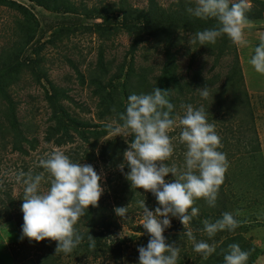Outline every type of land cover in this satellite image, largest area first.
<instances>
[{
  "label": "rangeland",
  "instance_id": "rangeland-1",
  "mask_svg": "<svg viewBox=\"0 0 264 264\" xmlns=\"http://www.w3.org/2000/svg\"><path fill=\"white\" fill-rule=\"evenodd\" d=\"M10 1L26 6L35 20L28 19L15 4L0 2V67L7 54L10 56L6 58L25 63L15 71L5 92L0 91V264H139L138 248L146 247L150 239L140 224L143 209L139 201L144 200L150 211L159 205L151 192L131 188L124 175L128 170H119L132 137H114L107 131L96 141L91 136L87 143L74 128L94 130L111 120L118 122V114L125 111L130 94L150 93L160 87L156 75L162 74L170 55L184 86L182 96L171 89L178 97L175 113L183 115L181 104H192L194 108L203 105L208 122L215 124L221 137L223 147L218 151L226 153L229 167L216 206L209 207L203 199L193 205L199 208V215L189 227L197 242L215 245L210 260L193 250V243L185 234L187 229L178 218L170 217L171 226L163 235L169 244L180 248L177 264H224L223 255L233 243L250 251L247 264H255L260 250L254 243L257 236L262 238L256 231L264 228V75L254 70L250 59L264 36V0H249L250 11L258 17L247 18L243 27L245 46L233 45L228 38L224 44L222 36L215 44H189L197 31L204 30L201 28L180 27L167 45L151 34L138 35L132 29L133 23H139L132 19L133 14L151 6L162 14L180 9L182 17L188 15L192 19L187 8L195 7V0H66L75 7L72 12L50 10L29 0ZM120 5L127 8L126 15L114 11ZM209 21L213 26L217 24L214 19ZM31 32V41L19 45ZM35 59L37 63H31ZM31 65H36L39 81ZM129 66L131 85L124 87L125 74H115L120 67L125 70ZM205 86L210 91L207 99L196 91ZM53 92L56 107L65 109L64 118L74 127L70 132L72 139L62 144L55 142L59 135L49 134L55 121L47 98ZM105 93H110V102H102ZM73 118L77 121H71ZM179 133L177 127L169 135L178 138ZM173 143V156L165 163L180 167L186 147L178 139ZM55 149L73 162L92 165L101 176L104 192L98 206L90 205L74 226L76 231H83L87 228L79 224L86 227L94 223L93 229H103L95 248L87 245V236L69 254H56V241L21 239L22 228L16 215L23 214L24 185L17 182L16 176L21 171L34 175L44 171L38 161ZM164 179L174 181L171 173ZM49 186L46 174L42 188ZM128 205L126 218L116 215V207ZM224 212L232 213L241 222L239 227L209 238L203 231V221L215 222ZM89 250L86 258H78L80 252L86 254Z\"/></svg>",
  "mask_w": 264,
  "mask_h": 264
},
{
  "label": "clouds",
  "instance_id": "clouds-1",
  "mask_svg": "<svg viewBox=\"0 0 264 264\" xmlns=\"http://www.w3.org/2000/svg\"><path fill=\"white\" fill-rule=\"evenodd\" d=\"M250 9L249 0H195V7L187 8L188 13L201 20L214 19L217 25L197 31L189 44H215L219 37L226 35L233 45L245 46L243 27ZM250 64L257 73L264 75V36L254 48ZM196 91L204 99L210 95L208 86ZM170 95L171 90L159 87H154L150 93L130 94L125 111L118 114L122 123L111 120L105 125L110 136L133 137L123 153L124 163L119 165V170L123 173L127 166L130 171L124 175L131 188L151 192L159 205L155 211H150L144 200L139 201L143 209L140 224L150 236L147 246L138 248L139 264H177L180 248L175 243L169 244L163 235L171 226L170 217L180 220L187 229L185 234L193 243V250L204 259L216 251L214 244L197 242L189 225L199 215V208L193 206L196 200L203 199L209 207L216 206L229 167L227 155L218 151L223 147L221 137L215 124L208 122L203 105L194 108L192 104H181L183 115H173ZM177 127L180 128L179 137L170 136ZM176 139L186 147L180 167L165 163L173 156ZM38 167L44 171L35 175L31 171H21L16 176L17 182L22 181L24 185L21 239L56 241V254H69L83 239L74 226L90 205L98 206L104 192L101 176L92 165L73 162L59 149L40 158ZM169 173L174 177L172 182L164 179ZM46 174L50 186L44 190L42 184ZM129 205L116 207V215L126 218ZM240 223L232 213L224 212L215 222L204 220L203 231L212 238L218 232L235 230ZM88 240L89 247L95 248L96 239L89 235ZM250 254L239 244H230L223 255L224 264H247Z\"/></svg>",
  "mask_w": 264,
  "mask_h": 264
},
{
  "label": "trees",
  "instance_id": "trees-1",
  "mask_svg": "<svg viewBox=\"0 0 264 264\" xmlns=\"http://www.w3.org/2000/svg\"><path fill=\"white\" fill-rule=\"evenodd\" d=\"M31 2L36 3L39 6H43L47 9L50 10H58V9H63L66 12H72L73 10H75V7L72 5V3L66 1V0H29ZM0 2L2 4H15V6L19 9H21L24 14L27 16L28 19L31 20H35V16L33 15V13L24 5H20L19 3H13L10 0H0ZM114 11L117 12H121L123 14L126 15V13L128 12L126 7H122L121 5L118 7V9H115ZM131 14V12H129ZM186 17H182L181 16V10L180 9H174L173 11H171L169 14H162L159 13L158 11H156L153 6H151L150 8H148L145 11H139L138 14H133L132 19H138L139 23H133V31H136V33H138V35H142L144 33L146 34H151L153 36H155L156 38H158L161 42H164L166 45L170 43V40L172 38V33H174L176 30H178L180 27H182L183 29H190V30H200L201 29H206V28H213L215 27L217 24H215L213 26V24L211 23V21L209 20H201L199 18L193 17L192 19H190L188 17V15H185ZM247 18H254V17H258L257 15H254L252 13V11L247 12L246 13ZM212 25H211V24ZM165 32V33H164ZM33 37V33L31 32L27 38H25L23 41L24 43L21 44L19 43V45H26L27 43H29L31 41ZM227 36L223 35L222 39L224 44L227 41ZM176 39V38H175ZM134 47H136V45H134ZM10 55L7 54L6 57H9ZM4 58V63L3 66L0 67V91L1 93L5 92L6 87L10 84V80L13 78V75L16 74L15 71H18V67L22 64H25L23 62H19L18 60L13 61L12 58ZM37 60H33L31 61V63L35 62V64ZM30 66V65H29ZM31 69L33 73H36V80L39 81L40 80V73L39 71H37L36 65H31ZM176 62L175 59L173 57V55H170L167 59V63L165 65V69L163 70L162 74H158L156 75V78H158V81L160 82V89L162 90H177V92H179L177 95H184L183 91V84L181 83V77H179L176 74ZM105 72V70H104ZM125 74V79L122 82V85L125 87L126 85H131L128 81V77L131 73V67H127L125 70H123V68L120 67L119 73H116L115 76L119 77V74ZM105 85L102 86L103 91L105 90ZM102 89H98V90H102ZM100 93V91H99ZM55 95V92H53V94L51 93L47 100L50 103V105L52 106V120L55 121L54 124L50 127V136H53L55 134L59 135L56 139L55 142L57 144H62L63 142H65V140H71L72 136L70 134L71 129H73L74 127L71 126L72 122H69L67 120H65L64 115L66 114V111L64 108L62 107H56L55 104V100L53 99ZM110 96V93H105L104 97L102 98V102H110L111 98L108 97ZM178 97H175L174 94L171 91V95L169 97L170 102L174 105V112L173 115H175L176 111H175V103L177 102ZM123 112V111H121ZM120 112V113H121ZM119 119V118H118ZM71 121H77V119H71ZM119 122V120H118ZM121 122V121H120ZM122 123V122H121ZM86 124V123H83ZM102 124V123H101ZM79 126V124H78ZM88 126H92V127H98V125H89ZM101 129H92V130H88V129H83V131H77L75 128L74 130L78 133V136L81 140H83L84 142H89V139L91 138V136L94 137V140L96 141L100 136L104 135L107 130L105 125H101L100 126ZM133 139V137L131 138V140ZM92 144H94V141L91 142ZM17 148V147H15ZM19 148V147H18ZM256 148H253V150H256ZM254 152V151H253ZM253 154V153H252ZM125 170L130 171V169L125 166L124 168ZM12 204H14L15 202L12 201ZM17 218L19 221V224L21 225V228L23 226V214H21L20 212L17 213ZM78 223V222H77ZM94 223H88V226L85 227V225H81L79 224V226H82L83 228H87L84 229L83 231L78 229L79 231H77L81 236H87L89 237L92 236L94 239H96V241L100 242L101 239V233H103V229L102 230H95L93 229L92 225ZM98 224V222L96 223ZM78 226V227H79ZM98 234V236H97ZM231 238V237H230ZM89 243H87L88 245ZM91 253V251L89 250L86 254H83V252L79 253L78 258H86L88 256V254ZM95 253V252H94ZM94 253L92 254V256L94 258H96V256L94 255ZM49 256L47 255H43L42 258L45 260H49L48 259ZM207 260H210L209 258ZM49 262V261H47ZM30 264L29 262H24V263H20V264ZM45 262L39 263V264H44ZM47 264V263H46Z\"/></svg>",
  "mask_w": 264,
  "mask_h": 264
},
{
  "label": "crops",
  "instance_id": "crops-1",
  "mask_svg": "<svg viewBox=\"0 0 264 264\" xmlns=\"http://www.w3.org/2000/svg\"><path fill=\"white\" fill-rule=\"evenodd\" d=\"M256 232H258L262 238L257 236V240L254 243L260 250L259 255L255 259V264H264V228H259Z\"/></svg>",
  "mask_w": 264,
  "mask_h": 264
}]
</instances>
